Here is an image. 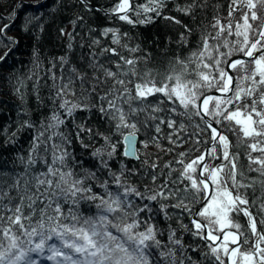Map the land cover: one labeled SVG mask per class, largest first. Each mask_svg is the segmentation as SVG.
Instances as JSON below:
<instances>
[{
  "label": "snow or ice",
  "instance_id": "1",
  "mask_svg": "<svg viewBox=\"0 0 264 264\" xmlns=\"http://www.w3.org/2000/svg\"><path fill=\"white\" fill-rule=\"evenodd\" d=\"M79 2L87 10H92L86 0ZM165 5L166 0H148L146 5L118 0L106 14L128 24H146L153 17L144 13L161 16ZM203 6L199 0H192L184 6L177 5L176 10L190 15L195 8ZM19 7L17 5L10 13L13 19ZM228 7L227 23L214 17L213 22L201 32L196 49L187 58L177 57L163 77L150 68L141 70L137 66L139 58L121 55L113 47L102 48L101 54L118 57L111 62L114 68L105 67L103 63L91 64L96 83L84 91L91 95L97 92L96 84L111 81L110 87L99 96V112L114 122V131L123 136V155L139 158L136 131L125 134L124 129L138 131V123L133 117L141 113H149L151 119L159 120V124L166 123L173 129L177 126L184 128L182 122L173 118L174 115L187 119L196 116L203 125L197 126L200 132L210 131V146L198 157L186 162L184 157L187 154H179L181 159L176 161L182 165L179 177L156 184L157 177L153 174L152 182L156 187L145 191L127 185L122 179L123 171L111 173L108 160L117 154V144L111 135L100 134L108 147L98 148L93 153L99 159L100 169H109L111 175V181L105 180L99 185L103 193L95 191V186L87 183L99 179L96 172L88 171L80 176L68 164L70 153L62 144L70 141L58 131L65 123L62 117H72L77 110L90 111L95 105L83 103L76 96L75 81L78 79L83 87L87 73L73 67L70 71L74 75L65 77L63 67L68 61L65 57L59 58L61 75L58 77L52 72L50 76L54 89L51 116L46 117L39 128L33 121L24 120L17 129L36 128L27 160L21 157V162L26 165L24 172L14 175L12 183L5 179L7 173L0 172V264H37L33 254L52 264H159V261L163 264H187L191 257H185L183 253L177 257L175 247L162 245L155 227L148 220L141 221L140 214L151 211L152 202L159 203L165 214L172 207L193 216L195 231L192 234L206 242L208 255L214 258L215 264H264V193L250 200L246 191L254 189L257 183L264 188V0H231ZM130 13L138 19L134 20ZM164 18L181 23L175 17ZM10 27L9 23L3 24L0 37H6ZM38 27L43 30L42 24ZM185 29L189 33L192 31L187 25ZM61 34H64L63 30ZM67 35L70 40L73 38L72 33ZM102 35H110L113 44L128 47L121 44L118 29L106 28ZM228 37L234 39L229 40ZM185 39L181 34V40ZM16 42L13 37L7 38L8 45ZM94 42L100 43L99 40ZM128 50L130 53L137 51L136 48ZM8 54L0 56V61H4ZM92 60H96L95 54ZM36 67L39 68L38 61ZM52 67H56L55 62ZM32 76L39 79L36 72L27 79H32ZM129 84L133 85L131 89L127 86ZM23 88L24 81H18L15 91L21 99ZM214 92L220 95L210 94ZM57 102L58 108L55 107ZM163 104L168 107L162 108ZM161 111L173 115H151ZM159 124L157 132L160 131ZM78 128L77 139H82L81 133L92 135V129L84 124ZM3 131L8 132L7 129ZM16 135L17 132L9 133L10 138ZM231 136H235L239 146L245 150L246 165L240 162L244 154L234 150L237 144L233 143ZM56 137L61 139V144L54 142ZM198 137L199 133L197 145L209 143L200 141ZM169 139L175 143L171 137ZM42 145L43 151H51V162L45 160L47 171L30 175ZM217 160L220 163H214ZM152 167L155 169L156 165ZM252 172L258 176H249ZM184 181L187 183L180 187ZM110 184H114L116 191L110 189ZM12 190L16 191V196L9 194ZM133 196L147 203L137 204L131 199ZM81 201L93 202L95 214L84 215L79 207ZM161 201L175 202L164 204ZM197 202L201 207L194 212L193 204ZM65 205H69L66 211ZM241 213L247 218L246 226L235 219V215ZM184 227L191 230L187 225ZM168 239L170 244L183 247L174 231ZM248 245L250 247L246 248ZM153 247L159 249V261L152 259Z\"/></svg>",
  "mask_w": 264,
  "mask_h": 264
},
{
  "label": "trees",
  "instance_id": "2",
  "mask_svg": "<svg viewBox=\"0 0 264 264\" xmlns=\"http://www.w3.org/2000/svg\"><path fill=\"white\" fill-rule=\"evenodd\" d=\"M86 1L105 10L111 9L118 2V0ZM131 1L133 5L148 3V0ZM191 2L192 0L166 1L161 16H156L151 12L144 13V15L153 17L151 22L128 24L116 16L105 14L90 6L89 8L92 10L89 11L79 0H0V27L5 23L11 24L7 30V36L0 37V56H4L6 52L9 53L4 61H0V172L8 174L5 177L8 183L13 182L14 175L24 172L26 165L21 162V157L25 161L27 160L36 132V128L17 131L20 124L24 120H31L39 128L40 123L45 121L46 117L51 116L54 109L51 99L54 89L50 76L52 72H55L58 77L61 75L60 57H65L68 61L63 67L65 77L74 75L70 71L73 67L82 73H87L83 87L78 79L75 81L76 96L83 103L95 105L90 111L77 110L72 117H62L65 123L60 126L58 131L62 132L70 141V143H63L62 146L70 153L68 164L73 170L80 176L86 175L88 171L96 172L99 179L89 180L87 183L93 184L95 191L103 193V189L99 185L105 180L111 181V175L109 169H100L99 159L93 156V153L98 148L106 149L108 147L100 135L104 134L111 135L113 142L117 144V154L108 160L110 171L117 174L123 171L122 179L127 185L145 191L146 188H154L156 184L165 181L171 182L179 177L182 170V165L176 163L178 159H181L179 154L186 153L184 159L189 162L198 157L207 145L196 144L197 133H199L200 141H210V131L208 133L200 132L197 127L198 125L203 126L199 117L193 116L191 119H187L179 114L174 115L175 120L184 124L183 129L178 126L175 129L169 128L166 123L159 124V120L151 119L149 113H141L138 117H133L138 123V131L124 129L125 134L129 131H136L139 139L137 145L139 158L131 159L122 154L123 136L114 131V122H110L99 112V96L103 95L104 91L110 87L111 81H108L107 84H96L97 92H92L91 95L84 91V88L90 90L96 83L93 79L92 63H103L105 67L114 68L111 62L117 60L118 57L111 56L109 53L101 54L102 48H117L121 55L139 58L137 66L141 70L150 68L154 73H159L163 77L175 64L177 57L187 58L196 49L201 32L213 22L214 17L220 18L222 23H227L228 6L231 0H199L204 6L195 8L190 15L176 10L177 5L184 6ZM17 5L21 7L16 9L17 14L13 19L10 13ZM130 15L134 20L138 19L132 13ZM33 17L38 19H33ZM77 17H83V19H77ZM164 17H175L181 23L177 24ZM30 19L32 23L29 24ZM73 21L75 24L72 23ZM40 24L43 26L42 31L38 27ZM185 25L192 29L191 33L186 31ZM106 28L118 29L121 34V44H126L128 47L113 44L110 35H102ZM61 30L64 32L63 35ZM68 33H72L71 40ZM125 33L127 35H124ZM181 34L186 38L183 41ZM8 37L15 38L17 42L8 45ZM228 39L232 40L234 37H228ZM96 40H99L100 43L96 44L94 42ZM129 48H136L137 51L130 53ZM93 54L96 57L95 61L92 60ZM37 61L39 68L36 67ZM53 62L56 64L55 68L52 67ZM49 69L52 71L50 72ZM33 72L38 74V80L37 76L27 79ZM99 74L103 77L102 72ZM20 80L24 81L23 99L15 91ZM127 86L130 89L133 87L131 84ZM58 103L56 108H58ZM124 107L127 108V105ZM161 107L166 109L168 105L163 104ZM179 111H183V109H179ZM151 115L167 117L173 114L161 111L158 114L151 113ZM80 124L91 128L92 135L81 133L82 139H77L76 134ZM157 124H159V132L156 131ZM4 129H7L8 132L5 133ZM11 132H17L16 137L10 138L9 133ZM154 137L155 139H153ZM170 137L175 143L170 142ZM231 140L237 144L234 150L244 154L245 150L239 146L237 138L231 136ZM54 142L62 143L59 137L54 138ZM50 147L51 142H49ZM253 155H259V153H253ZM51 157V151H43L42 145L36 162L31 167L30 175L47 171L45 160L51 162ZM105 159H107L106 156ZM240 162L244 165L247 164L246 154L242 155ZM214 163H220V161L217 160ZM153 164L156 165L155 169L152 167ZM165 165H170V167H165ZM153 174L157 177L156 184L152 182ZM249 176L257 177L258 174L252 172L249 173ZM185 183L187 181L180 183L179 186L183 187ZM170 186L175 187L176 185L170 184ZM110 189L116 191L114 184H110ZM241 191L245 190L241 189ZM246 191L249 199L252 200L255 196L264 193V188H261L257 183L254 189L249 188ZM9 194L17 195L15 190ZM131 199L140 205L147 203V201L137 200L134 196ZM174 202L161 201L164 204ZM199 204L200 202L194 203L193 210ZM64 207L66 211L69 205ZM79 207L84 215L95 214L96 209L93 202L81 201ZM150 208L151 211L141 213L140 218L142 222L148 220L155 227L157 239L161 241L162 245L175 247L177 257H180L182 253L185 257H191V261H187V264H215L214 258L208 255L209 250L206 247V242L192 234L195 227L189 213L169 207L165 214L161 211L160 204L156 202H152ZM235 219L242 225H247V218L242 213L235 215ZM185 225L191 230H186ZM143 227L142 223L141 230ZM173 231L183 247L170 244L168 238ZM49 243H53V241ZM245 247H250V245ZM151 252L153 261H159V249L153 247ZM33 259L37 260V264H52L51 261L37 257L35 254H33ZM159 264H163V261H159Z\"/></svg>",
  "mask_w": 264,
  "mask_h": 264
},
{
  "label": "water",
  "instance_id": "3",
  "mask_svg": "<svg viewBox=\"0 0 264 264\" xmlns=\"http://www.w3.org/2000/svg\"><path fill=\"white\" fill-rule=\"evenodd\" d=\"M45 1V0H44ZM166 1H169V0H166ZM132 2V1H131ZM86 3L88 4V6H90V7H92V8H94V9H97V10H99V11H101V12H103V13H107V10H105V9H103V8H100V7H98V6H96V5H94L93 3H90V2H88V1H86ZM108 15H110V14H108ZM235 58V57H234ZM244 59H248L247 57H243ZM232 75H234V72L232 73ZM210 94H215V95H220L218 92H214V93H210ZM136 140H137V143H136V148H137V145H138V141H139V139H138V135L136 134ZM210 143H211V141H209V143L206 145V147L203 149V151L207 148V147H209L210 146ZM202 151V152H203ZM128 157V156H127ZM129 158H131V159H137V158H135V157H129ZM201 207V203L196 207V209H198V208H200ZM195 209V210H196ZM195 210H194V212H195ZM192 218H193V216H192ZM196 219H200L199 217H195ZM234 231V230H233ZM207 243H210V242H207Z\"/></svg>",
  "mask_w": 264,
  "mask_h": 264
},
{
  "label": "rangeland",
  "instance_id": "4",
  "mask_svg": "<svg viewBox=\"0 0 264 264\" xmlns=\"http://www.w3.org/2000/svg\"><path fill=\"white\" fill-rule=\"evenodd\" d=\"M191 160H192V159H191ZM191 160H190V161H191ZM190 161H189V162H190Z\"/></svg>",
  "mask_w": 264,
  "mask_h": 264
}]
</instances>
